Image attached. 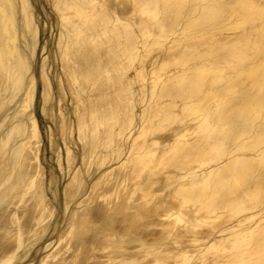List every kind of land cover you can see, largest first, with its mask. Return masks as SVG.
Returning a JSON list of instances; mask_svg holds the SVG:
<instances>
[{
  "label": "bare ground",
  "instance_id": "bare-ground-1",
  "mask_svg": "<svg viewBox=\"0 0 264 264\" xmlns=\"http://www.w3.org/2000/svg\"><path fill=\"white\" fill-rule=\"evenodd\" d=\"M0 264H264V0H0Z\"/></svg>",
  "mask_w": 264,
  "mask_h": 264
},
{
  "label": "rangeland",
  "instance_id": "rangeland-1",
  "mask_svg": "<svg viewBox=\"0 0 264 264\" xmlns=\"http://www.w3.org/2000/svg\"><path fill=\"white\" fill-rule=\"evenodd\" d=\"M45 7H46L47 11L50 12L51 19L53 21H55V16H54L53 12L51 11V8L46 3H45ZM44 35L48 36V31L47 32L41 31V39L43 38ZM38 102H39V100L37 101V104H38ZM36 111L39 113L40 126L42 128V133H43V137H44V145H46V147H47V149L45 151L46 152V161L44 163L48 165L49 163L52 162V164H54L55 161L50 158L51 152H50V149H48L49 148V146H48L49 145V142H48V140L46 138V132L44 130V129H46L47 123H46L45 119L42 117L41 112H40V109H39L38 106L36 107Z\"/></svg>",
  "mask_w": 264,
  "mask_h": 264
}]
</instances>
